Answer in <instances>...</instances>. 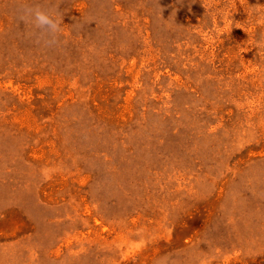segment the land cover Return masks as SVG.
<instances>
[{
    "label": "rangeland",
    "instance_id": "obj_1",
    "mask_svg": "<svg viewBox=\"0 0 264 264\" xmlns=\"http://www.w3.org/2000/svg\"><path fill=\"white\" fill-rule=\"evenodd\" d=\"M0 264H264V0H0Z\"/></svg>",
    "mask_w": 264,
    "mask_h": 264
},
{
    "label": "clouds",
    "instance_id": "obj_2",
    "mask_svg": "<svg viewBox=\"0 0 264 264\" xmlns=\"http://www.w3.org/2000/svg\"><path fill=\"white\" fill-rule=\"evenodd\" d=\"M19 19L39 30V36L47 46H54L59 42L62 19L50 9L39 5H25L21 8Z\"/></svg>",
    "mask_w": 264,
    "mask_h": 264
}]
</instances>
